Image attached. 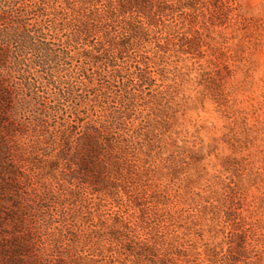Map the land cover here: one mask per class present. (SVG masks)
<instances>
[{"label": "trees", "instance_id": "16d2710c", "mask_svg": "<svg viewBox=\"0 0 264 264\" xmlns=\"http://www.w3.org/2000/svg\"><path fill=\"white\" fill-rule=\"evenodd\" d=\"M260 32L235 0H0L3 264H264Z\"/></svg>", "mask_w": 264, "mask_h": 264}, {"label": "rangeland", "instance_id": "374dc122", "mask_svg": "<svg viewBox=\"0 0 264 264\" xmlns=\"http://www.w3.org/2000/svg\"><path fill=\"white\" fill-rule=\"evenodd\" d=\"M236 4L239 7L240 12L249 18H254L258 21V24L261 25V32L259 40L257 41L256 52L251 56V76L252 82H254V89H257L258 84H261V80H264V0H235ZM243 79L241 73H237L234 77V80L239 82ZM260 92L255 91V95L257 99L259 98ZM200 122L205 124L207 128L210 125H214L219 131L222 126L226 124V122L220 118V116L214 111V107L210 104H207L204 111L199 113ZM264 120V118H262ZM204 135L207 136L206 133ZM260 140L264 141V134L260 136ZM262 144V143H260ZM254 151V149H251ZM228 153V152H224ZM264 163V159H263ZM4 202L0 198V264H3L4 259L2 258V249L5 246V241L11 235V225L12 223L9 221H4L5 210H1V207ZM7 207V206H4ZM4 213V214H3ZM3 219V220H2Z\"/></svg>", "mask_w": 264, "mask_h": 264}]
</instances>
